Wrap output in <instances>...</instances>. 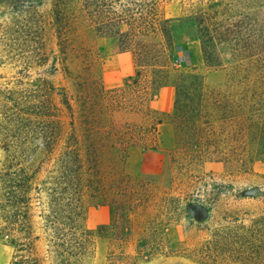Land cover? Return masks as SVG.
<instances>
[{
	"label": "rangeland",
	"instance_id": "rangeland-1",
	"mask_svg": "<svg viewBox=\"0 0 264 264\" xmlns=\"http://www.w3.org/2000/svg\"><path fill=\"white\" fill-rule=\"evenodd\" d=\"M68 9L72 35L92 48L87 60L81 56L69 63L71 77L59 64L57 72L49 75L50 62L24 70L16 50L0 41V172L8 162L38 170L40 179L58 174L54 158L45 160L35 146L34 126L24 114L37 79L49 80L72 98L73 117L65 111L61 115L64 137L73 119L80 141H87L85 131L91 127L110 129L113 136L100 139L117 148L106 150L100 163L109 197L90 196L88 190L83 196L85 227L93 232L106 229L95 237L94 252L79 264H109L110 254L122 252L138 256L137 264H201L194 258L204 250L210 258L199 259L208 263L264 264L263 251L239 257L241 244L231 243L234 231L217 232L235 221L251 226L264 218V0H166L157 9L156 31L136 24L127 37L107 38L110 44L100 47L85 14L75 4ZM50 10L51 0H42L39 11L47 20ZM13 17L0 6L2 25ZM121 30L128 31L125 25ZM51 34L47 26L48 47L57 54ZM190 40L200 44V65L190 66L184 60L181 67L173 68L171 61L182 55L181 47ZM120 49L131 54L134 72L120 86L109 88L103 84V65L112 80L108 57L110 52L121 53ZM100 85L118 91L102 94ZM163 85L175 88L170 114L149 106ZM158 120L162 124L154 133ZM156 147L158 152L151 150ZM134 148H146L143 152L150 155L140 158L131 153ZM121 174L141 180L127 183L131 200L142 201L147 195L148 201L125 204L121 212L132 209L130 231L118 241L111 227ZM184 193L205 200L206 209L196 212L201 220L190 219L182 210L175 215V204H166L168 211L161 208L164 195ZM166 222L161 229L160 223ZM150 227L157 228L153 236ZM245 235L247 243L253 242L250 233ZM11 256L7 240L0 239V264H9Z\"/></svg>",
	"mask_w": 264,
	"mask_h": 264
},
{
	"label": "trees",
	"instance_id": "trees-1",
	"mask_svg": "<svg viewBox=\"0 0 264 264\" xmlns=\"http://www.w3.org/2000/svg\"><path fill=\"white\" fill-rule=\"evenodd\" d=\"M164 1L166 0H51L50 20H47L39 11L42 0H0V6L14 15L8 25L0 23V41L4 46L16 50L15 56L24 70L45 67L50 62L46 71L49 75L57 72L56 65L59 64L65 76L71 77L69 63L81 56L87 60L92 54L91 46L87 48L71 33L72 18L68 15L71 4L78 6L85 14L97 39L127 37L136 24H143L150 31H156L160 23L157 9ZM116 7L121 11H116ZM137 10H142L143 13ZM122 25L127 27V32L121 30ZM47 26L55 38L57 54L48 47ZM124 50L126 49H120L121 52ZM5 91L13 95L12 91ZM30 91L28 111L22 114H27L32 121L35 146L44 152L45 160L54 158L58 174L40 179L38 170H31L20 163L4 164L0 172V239H6L12 248L9 264H79L94 252L95 237H99L106 229L102 226L93 232L85 227L83 196L85 190H88L90 196L109 197L102 184L100 163L106 150L117 148L103 142L100 136L109 138L113 133L110 129L100 131L91 127L90 131H85L87 141L82 142L71 119L69 131L64 137L66 131L61 115L65 111L70 118L73 117L72 98L46 79H37ZM116 91L118 89L107 90L99 86L102 94ZM160 124L162 121L158 120L153 128L154 133H157L156 128ZM144 150L147 149L142 148ZM151 150L158 152L157 147ZM125 157L124 152L123 158ZM84 175L87 176L86 179L83 178ZM117 180L116 196L119 204L115 207V223L111 229L115 239L123 241L122 238L130 231L129 212L132 209H128L126 213L121 211L130 202L145 204L148 196L142 201H135V198L132 201L129 191H126L127 183H140L141 180L131 179L125 174L118 176ZM202 202L205 200L188 193L175 197L166 194L160 199L161 208L168 211L166 204H175V215L182 210L192 220H201V215L196 212L206 209ZM164 214L166 216L170 213ZM156 217L155 215L154 219ZM235 222L221 227L217 232L227 235L234 231L232 238L235 240L232 239L231 243L241 244L239 257L243 258L246 253H252L253 256H258L261 251L264 253V218L255 220L251 226ZM166 225L167 222L160 223L161 229L166 228ZM156 231L157 228L150 227L149 235L153 236ZM244 233H250L254 237L253 242L247 243ZM204 251L194 260L201 264H213L199 259L210 258V252ZM107 260L109 264H137L139 261L138 256L123 252L119 255L112 253Z\"/></svg>",
	"mask_w": 264,
	"mask_h": 264
},
{
	"label": "crops",
	"instance_id": "crops-1",
	"mask_svg": "<svg viewBox=\"0 0 264 264\" xmlns=\"http://www.w3.org/2000/svg\"><path fill=\"white\" fill-rule=\"evenodd\" d=\"M109 42L110 41L107 38H97L96 45L100 47L102 46V44H110ZM181 53V56L184 58L185 62L188 65H200L201 48L197 40H190L186 42L185 45L181 47ZM108 58L110 61H108L107 64L111 66V73H114V77L112 80L107 77V70L105 69V67L107 66L103 65V84H108L109 88H116L120 86L121 81L124 77L129 76L134 72L133 59L129 52H121L118 54H111L110 52V56ZM174 103L175 88L172 86H163L159 89L154 99L150 101L149 106L151 110L163 114H170L173 111ZM131 153H133L134 155H138L140 158H144L145 156L150 155L149 153H144L143 151H139L136 148L131 149Z\"/></svg>",
	"mask_w": 264,
	"mask_h": 264
},
{
	"label": "built area",
	"instance_id": "built-area-1",
	"mask_svg": "<svg viewBox=\"0 0 264 264\" xmlns=\"http://www.w3.org/2000/svg\"><path fill=\"white\" fill-rule=\"evenodd\" d=\"M184 59L182 56L176 57L171 61V66L173 68H179L183 65Z\"/></svg>",
	"mask_w": 264,
	"mask_h": 264
}]
</instances>
